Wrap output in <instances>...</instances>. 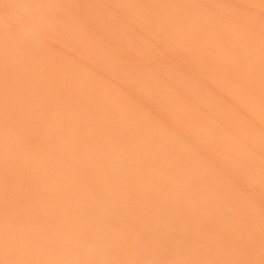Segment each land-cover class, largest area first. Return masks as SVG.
<instances>
[{"label": "bare ground", "instance_id": "obj_1", "mask_svg": "<svg viewBox=\"0 0 264 264\" xmlns=\"http://www.w3.org/2000/svg\"><path fill=\"white\" fill-rule=\"evenodd\" d=\"M0 264H264V0H0Z\"/></svg>", "mask_w": 264, "mask_h": 264}]
</instances>
